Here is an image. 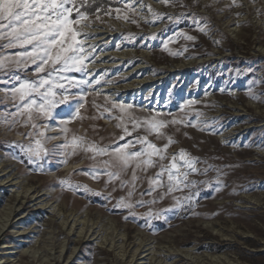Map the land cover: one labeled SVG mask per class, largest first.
Here are the masks:
<instances>
[{
  "label": "rangeland",
  "instance_id": "1",
  "mask_svg": "<svg viewBox=\"0 0 264 264\" xmlns=\"http://www.w3.org/2000/svg\"><path fill=\"white\" fill-rule=\"evenodd\" d=\"M92 3L77 0L86 15L74 25L87 33V74H60L89 83L61 81L68 91L55 89L50 115L35 95L31 118L21 114L12 93L44 74L0 70V264H264V0H101L90 12ZM106 24L97 40L90 32ZM16 51L0 46V57ZM125 51L136 57L100 60ZM123 85L132 89H103ZM146 119L165 123L146 130ZM140 138L162 150L151 165L87 150L147 149ZM174 157L188 177L169 192L167 171L157 173Z\"/></svg>",
  "mask_w": 264,
  "mask_h": 264
},
{
  "label": "snow or ice",
  "instance_id": "2",
  "mask_svg": "<svg viewBox=\"0 0 264 264\" xmlns=\"http://www.w3.org/2000/svg\"><path fill=\"white\" fill-rule=\"evenodd\" d=\"M76 3L77 0H0V40L6 41L0 46L8 49H22V51H16L13 56L0 57V70L11 68L13 65L16 70L32 65L35 66L37 74H44L39 75L37 80H19L18 86L12 89L13 96H18L20 101L25 102L21 114L27 111L29 118H31L32 107L37 105V100L33 98V95L40 97L43 101L39 104L38 111L50 115L51 109L57 106L55 99L57 91L55 89L68 91L65 83L61 81L67 82L69 87L89 83L86 80L70 79L60 75L71 70L87 74V69L84 66L87 58L85 48L78 40V36L87 35V33L78 32L74 28V25L79 24L86 14L76 7ZM83 3L84 0H81V5ZM73 12L77 17L75 20L71 18ZM200 30L204 31L203 28ZM187 39L191 40L193 37L188 36ZM68 99L69 97L65 95L64 99L59 102L64 103ZM119 107L121 111L124 110V105H119ZM143 123L146 130H158L165 122L146 119ZM136 126L137 122H134L133 127ZM138 142L147 143L148 148L129 153L126 151L130 147V143H128L122 147H116L111 153H108L106 148H98L95 145H91L87 150L96 155L109 154L124 166H127L134 158L147 155L148 159L138 161L137 166L140 163L151 165L153 163L151 156L160 155L162 150L144 138H140ZM73 143L75 144V138ZM35 144V149L32 147L26 149L30 160L33 156L39 158L41 155V142L37 140ZM166 147L167 145H165ZM180 157L181 159L185 158L183 150L180 152ZM160 158L162 160L163 156L161 155ZM184 163L187 169L192 172L197 171L192 161L184 159ZM109 164V161L103 162L105 167H108ZM174 169L176 170L175 174L173 173ZM164 171L168 173L169 192L173 191L175 187H179L188 177L187 170L179 171L175 157L167 169L161 167V172L157 173V176L162 175ZM108 175L111 177L112 173L109 172ZM135 178V172H133V180ZM150 183L153 182L150 181ZM138 203L144 202L139 201ZM123 206L131 207L128 204Z\"/></svg>",
  "mask_w": 264,
  "mask_h": 264
},
{
  "label": "bare ground",
  "instance_id": "3",
  "mask_svg": "<svg viewBox=\"0 0 264 264\" xmlns=\"http://www.w3.org/2000/svg\"><path fill=\"white\" fill-rule=\"evenodd\" d=\"M116 25H118V24H116ZM120 26H122V25H118L117 28L120 27ZM111 28H112V26L106 24V26L99 27L96 30H92L90 33L99 34L100 36H98V39L97 40H101V39L105 38L104 35L108 34L109 33V29H111ZM111 34L112 33H110L109 35H111ZM88 42H90V41H88ZM88 56H89V54L86 55V57H88ZM100 56H101L100 57L101 58L100 60H102V59H108V58H111V59L118 58V59H124V60H126L130 56H131L130 58L136 57L135 54H134V52H132V51H125V52H119V53H115V52L114 53H104V54H102ZM111 66H113V65H111V64H95V67L93 66V68L94 69L95 68H100V67H104L105 68V67H111ZM141 69H143V66L142 65L141 66L137 65L135 67V70L136 71L135 70L134 71L135 72H137V70L138 71H141ZM135 82L140 83V84H144V81H135ZM103 89L104 90H106V89L107 90L115 89L116 92H120L121 91V93H123V92H126L129 89H132V87L131 86H127V85H123V86H120V87H107V86H105V87H103ZM5 184H9L8 186H13V185H15V182H13L12 179H7V181L4 184L1 183L2 186H4ZM44 196H45L44 193H42L40 195H37V196H35L33 198L32 197L30 198L29 196L26 197V195L25 196L23 195V197L27 198L26 199V203L29 202V201L39 202L41 199H44ZM22 234H24V233H21V235ZM172 253L179 254L178 252H172ZM172 253H169V254H172ZM185 253H187V251H185ZM145 256L144 257H141V259L145 258ZM221 259L222 258H220V257H216L215 259H210V260L212 261V263H221V262H219V261H221Z\"/></svg>",
  "mask_w": 264,
  "mask_h": 264
},
{
  "label": "trees",
  "instance_id": "4",
  "mask_svg": "<svg viewBox=\"0 0 264 264\" xmlns=\"http://www.w3.org/2000/svg\"><path fill=\"white\" fill-rule=\"evenodd\" d=\"M98 1H101V0H93L94 3H92L91 5H89V7H88L87 10L90 11V12H93L94 11V8H95V11L97 10V11L100 12V10H98L99 6L95 5V4H97Z\"/></svg>",
  "mask_w": 264,
  "mask_h": 264
}]
</instances>
